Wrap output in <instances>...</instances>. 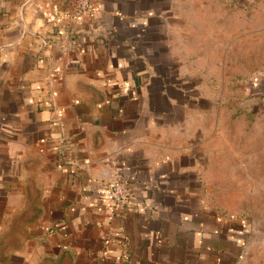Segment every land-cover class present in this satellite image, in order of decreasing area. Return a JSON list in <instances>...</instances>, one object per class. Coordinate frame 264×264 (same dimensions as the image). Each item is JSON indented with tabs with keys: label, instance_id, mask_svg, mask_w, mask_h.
Masks as SVG:
<instances>
[{
	"label": "crops",
	"instance_id": "obj_1",
	"mask_svg": "<svg viewBox=\"0 0 264 264\" xmlns=\"http://www.w3.org/2000/svg\"><path fill=\"white\" fill-rule=\"evenodd\" d=\"M73 3L0 0V264H248L264 0Z\"/></svg>",
	"mask_w": 264,
	"mask_h": 264
},
{
	"label": "rangeland",
	"instance_id": "obj_2",
	"mask_svg": "<svg viewBox=\"0 0 264 264\" xmlns=\"http://www.w3.org/2000/svg\"><path fill=\"white\" fill-rule=\"evenodd\" d=\"M259 175L252 174L255 178ZM217 192V200L221 209L230 212L233 218L242 221V232L249 249L248 264H264V188L257 182L249 190H231L227 184Z\"/></svg>",
	"mask_w": 264,
	"mask_h": 264
},
{
	"label": "built area",
	"instance_id": "obj_3",
	"mask_svg": "<svg viewBox=\"0 0 264 264\" xmlns=\"http://www.w3.org/2000/svg\"><path fill=\"white\" fill-rule=\"evenodd\" d=\"M95 1L74 0L70 18L76 23H81L84 19L91 18L95 11ZM129 195L128 186L116 175L104 185L103 196L113 206L125 205L129 199Z\"/></svg>",
	"mask_w": 264,
	"mask_h": 264
}]
</instances>
